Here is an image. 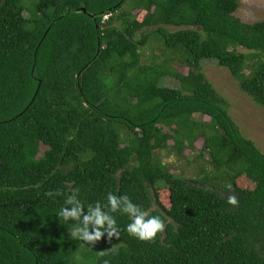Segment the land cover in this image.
Instances as JSON below:
<instances>
[{
  "label": "trees",
  "instance_id": "obj_1",
  "mask_svg": "<svg viewBox=\"0 0 264 264\" xmlns=\"http://www.w3.org/2000/svg\"><path fill=\"white\" fill-rule=\"evenodd\" d=\"M239 8L0 0V264H264V152L202 66L216 61L264 107V20L244 22ZM152 37L187 73L142 62ZM167 77L180 88L162 86ZM200 139L213 175L162 164L163 150L194 153ZM72 190L85 205L126 195L164 231L141 241L117 213L119 240L82 246L58 217Z\"/></svg>",
  "mask_w": 264,
  "mask_h": 264
},
{
  "label": "rangeland",
  "instance_id": "obj_2",
  "mask_svg": "<svg viewBox=\"0 0 264 264\" xmlns=\"http://www.w3.org/2000/svg\"><path fill=\"white\" fill-rule=\"evenodd\" d=\"M239 2L240 8L237 17L247 23L264 20V0H239ZM133 14L138 17L139 21H142L145 15L144 12L138 11ZM170 29L177 30V28L173 27H170ZM152 30L149 29L148 31ZM238 51L250 53L243 48H239ZM164 60L167 61L164 65L169 71L187 73V69L182 68L183 66L178 62L176 55L168 53L162 42L158 38L152 37L142 49V62L145 64L153 62L163 64ZM202 66L216 89L226 98L229 104V112L243 135L254 141L261 151L264 152V107L257 105L248 93L241 89L239 82L229 74L228 70L219 67L216 61H204ZM161 85L168 88H180L179 82L172 77L164 78ZM196 118L198 119L199 116H196ZM202 142V139L197 142V151L194 153L185 151L180 157L169 148L163 150L160 154L162 164L169 167L172 173L184 175L187 178H196L197 173L201 171L204 175H213L216 170L208 153H204L201 156L199 154L198 149L201 150ZM44 150L45 148H43L42 156ZM162 202L165 206L168 204L166 194H163Z\"/></svg>",
  "mask_w": 264,
  "mask_h": 264
},
{
  "label": "clouds",
  "instance_id": "obj_3",
  "mask_svg": "<svg viewBox=\"0 0 264 264\" xmlns=\"http://www.w3.org/2000/svg\"><path fill=\"white\" fill-rule=\"evenodd\" d=\"M57 194L48 193L49 196ZM228 203L235 205L236 198L230 196ZM117 213L129 218L127 233L141 241H154L164 231L165 223L161 217L150 215L126 195L111 193L107 196L106 204L97 201L94 205H85L78 190H72L59 208L58 217L65 224L71 223L68 232L73 240L82 242V246L94 248L105 237L109 243L113 238L120 239L121 228L114 215Z\"/></svg>",
  "mask_w": 264,
  "mask_h": 264
},
{
  "label": "water",
  "instance_id": "obj_4",
  "mask_svg": "<svg viewBox=\"0 0 264 264\" xmlns=\"http://www.w3.org/2000/svg\"><path fill=\"white\" fill-rule=\"evenodd\" d=\"M85 11V10H84Z\"/></svg>",
  "mask_w": 264,
  "mask_h": 264
}]
</instances>
